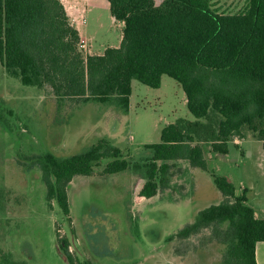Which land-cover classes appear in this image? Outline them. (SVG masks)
Segmentation results:
<instances>
[{"label": "trees", "instance_id": "16d2710c", "mask_svg": "<svg viewBox=\"0 0 264 264\" xmlns=\"http://www.w3.org/2000/svg\"><path fill=\"white\" fill-rule=\"evenodd\" d=\"M91 1L110 7L124 24L121 46L103 55L84 54L62 0H0V60L7 74L25 86L51 89L61 101L108 104L126 113L134 80L159 89L168 76L182 86L194 120L167 125L159 143L146 145L153 154L143 162L124 159L105 139L78 155L30 158L42 172L50 206L56 201L69 219L71 182L93 176L104 160L111 161L103 176L129 170L142 177L141 200L169 188L172 163L208 171V149L227 155L230 143L251 138L264 147V0H247L234 14L216 8L214 0ZM212 177L224 200L177 235L211 229L226 247L223 264H258L264 218L256 217L246 192L238 195L226 177ZM63 250L71 264H94L76 262Z\"/></svg>", "mask_w": 264, "mask_h": 264}, {"label": "rangeland", "instance_id": "374dc122", "mask_svg": "<svg viewBox=\"0 0 264 264\" xmlns=\"http://www.w3.org/2000/svg\"><path fill=\"white\" fill-rule=\"evenodd\" d=\"M214 1L229 14L247 3ZM72 2L78 3L75 20ZM62 3L84 38L85 55L121 46L124 24L110 7L91 0ZM132 87L128 113L97 102L61 101L51 89L23 85L0 60V263L71 264L65 247L76 262L94 264H223L226 247L211 229L177 235L201 211L224 200L213 173L232 182L238 195L246 192L248 205L264 218V148L252 138L239 147L230 143L227 155L208 149V171L187 161L172 163L169 188L151 199L137 200L143 180L133 171L103 176L111 161L104 160L93 176L71 182L69 219L56 201L50 206L42 172L30 158L78 155L105 139L122 150L124 159L143 162L153 154L146 145L159 143L167 125L194 120L173 78L164 76L159 89L137 80Z\"/></svg>", "mask_w": 264, "mask_h": 264}, {"label": "crops", "instance_id": "0c3cea01", "mask_svg": "<svg viewBox=\"0 0 264 264\" xmlns=\"http://www.w3.org/2000/svg\"><path fill=\"white\" fill-rule=\"evenodd\" d=\"M74 6H70V7H73L74 8V11H72L71 16L73 18V20H75V13H76V10L78 9V3L76 2H72ZM66 6V5H65ZM76 28L78 29L79 31V28L78 26L76 25ZM80 32V31H79ZM81 35V34H80ZM82 37V36H81ZM82 39L84 40V38L82 37ZM85 42V41H83ZM85 46V45H84ZM234 144L239 147L242 145V141H235ZM264 148V147H263ZM256 214V213H255ZM257 217V215H256ZM256 257H257V262L258 264H264V242L262 243H259L258 246H257V251H256Z\"/></svg>", "mask_w": 264, "mask_h": 264}, {"label": "built area", "instance_id": "2783aa9c", "mask_svg": "<svg viewBox=\"0 0 264 264\" xmlns=\"http://www.w3.org/2000/svg\"><path fill=\"white\" fill-rule=\"evenodd\" d=\"M83 47H85L84 45H82Z\"/></svg>", "mask_w": 264, "mask_h": 264}]
</instances>
